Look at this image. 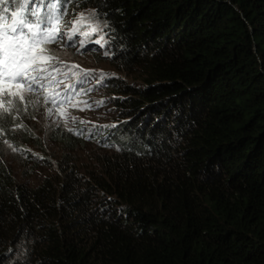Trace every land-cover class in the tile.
<instances>
[{"label":"trees","instance_id":"16d2710c","mask_svg":"<svg viewBox=\"0 0 264 264\" xmlns=\"http://www.w3.org/2000/svg\"><path fill=\"white\" fill-rule=\"evenodd\" d=\"M61 11V34L93 12L99 58L135 81H105L113 123L49 130L70 151L110 150L94 169L64 156L60 177L30 186L0 154V264H264V0H62ZM30 110L0 119V146L38 143L20 117Z\"/></svg>","mask_w":264,"mask_h":264},{"label":"rangeland","instance_id":"374dc122","mask_svg":"<svg viewBox=\"0 0 264 264\" xmlns=\"http://www.w3.org/2000/svg\"><path fill=\"white\" fill-rule=\"evenodd\" d=\"M80 14H83L86 21L93 17V12L90 11L80 12L78 18ZM76 21L69 20L68 28L63 33L70 32L69 25L75 24ZM92 23L98 24V31L87 37L82 34L74 35L71 46H68L69 42L66 39L60 41V45L53 43L47 46L48 49L54 50L53 55L60 61V63L55 61L48 63L60 69V72H53V75L62 82H54L45 91L44 99L48 103H41L38 93L29 94L27 92L24 93L25 102H19L12 97V103H8L7 94L0 93V105H2L0 112H3L4 108L11 112L18 106L31 109L20 117L33 122L36 129L35 134L39 137L38 143H23L21 150L11 140L6 142V145L0 146L3 161L12 169L19 183L38 186L46 178L60 177L61 170L58 169L57 163L64 156H67L72 165H76L82 171H87L97 166V160L103 154L111 152L91 142L78 146L75 151H70L62 143L55 142L49 133L52 126L54 129L58 127L70 130L79 126H105L113 123L115 121V110L111 99L113 94L110 93L105 81L115 77L131 83L135 81L132 77L120 74L107 60L99 58L107 45V37L105 27L101 22L95 19ZM88 30L87 25L80 27V33ZM97 40L100 42L96 43ZM76 50H81V52ZM80 80L86 81L84 88L88 87L90 90L89 95L85 97L82 93L84 88L78 90L81 88L78 83ZM74 91L80 95L78 98L74 96ZM65 96L73 97L71 103L64 99ZM29 99L31 103L26 102ZM53 99L57 102L55 106L52 104ZM73 104L76 106L73 107ZM49 107L53 108L52 114H49ZM4 133L6 134V131ZM31 155L32 157L42 156L41 161L47 162L36 166L28 161ZM50 161L51 165L48 163Z\"/></svg>","mask_w":264,"mask_h":264},{"label":"snow or ice","instance_id":"6c2138e0","mask_svg":"<svg viewBox=\"0 0 264 264\" xmlns=\"http://www.w3.org/2000/svg\"><path fill=\"white\" fill-rule=\"evenodd\" d=\"M61 6L62 0H0V93L7 94L8 103H12V97L19 102H25V92L38 93L40 102L48 103L44 99L45 91L54 82H62L53 75V72H60V69L48 63L60 61L53 55L54 50L48 49L47 46L65 39L69 42L68 46H71L74 35L82 34L87 37L98 31V24L92 23L95 15L86 21L83 14H80L75 24L69 25L71 31L61 34L59 27L65 14L61 11ZM10 8L11 23L5 24V14ZM84 25H87L89 30L80 33V27ZM95 42L99 43L100 40ZM78 83L81 86L78 90H82L86 81L80 80ZM64 99L71 103L73 97L65 96ZM26 102L32 101L29 99ZM56 103L53 99V106ZM48 111L52 114L53 108L49 107ZM6 113L8 109L4 108L3 112H0V119H3Z\"/></svg>","mask_w":264,"mask_h":264},{"label":"bare ground","instance_id":"6f19581e","mask_svg":"<svg viewBox=\"0 0 264 264\" xmlns=\"http://www.w3.org/2000/svg\"><path fill=\"white\" fill-rule=\"evenodd\" d=\"M59 32H61V31H59Z\"/></svg>","mask_w":264,"mask_h":264},{"label":"clouds","instance_id":"9594fccd","mask_svg":"<svg viewBox=\"0 0 264 264\" xmlns=\"http://www.w3.org/2000/svg\"><path fill=\"white\" fill-rule=\"evenodd\" d=\"M75 96V95H74Z\"/></svg>","mask_w":264,"mask_h":264}]
</instances>
